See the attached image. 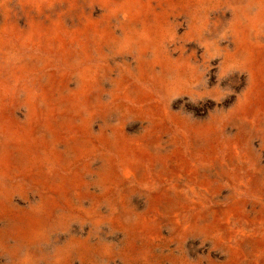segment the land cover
Wrapping results in <instances>:
<instances>
[{
    "label": "rangeland",
    "instance_id": "rangeland-1",
    "mask_svg": "<svg viewBox=\"0 0 264 264\" xmlns=\"http://www.w3.org/2000/svg\"><path fill=\"white\" fill-rule=\"evenodd\" d=\"M0 264H264V0H0Z\"/></svg>",
    "mask_w": 264,
    "mask_h": 264
}]
</instances>
